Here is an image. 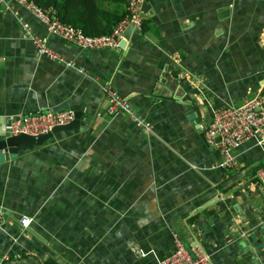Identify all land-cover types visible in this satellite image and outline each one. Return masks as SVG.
Returning <instances> with one entry per match:
<instances>
[{"label": "crops", "instance_id": "1", "mask_svg": "<svg viewBox=\"0 0 264 264\" xmlns=\"http://www.w3.org/2000/svg\"><path fill=\"white\" fill-rule=\"evenodd\" d=\"M140 15L122 47L47 35L65 67L23 36L18 19L46 34L37 17L0 4V138L12 115L80 113L0 160V264H153L175 238L207 264H264V147L243 141L221 169L202 135L212 108L264 93V0H144ZM105 83L142 125L106 112Z\"/></svg>", "mask_w": 264, "mask_h": 264}, {"label": "built area", "instance_id": "2", "mask_svg": "<svg viewBox=\"0 0 264 264\" xmlns=\"http://www.w3.org/2000/svg\"><path fill=\"white\" fill-rule=\"evenodd\" d=\"M43 23L46 34H35L26 21L18 19L23 36L31 43L38 56L71 67L72 62L55 52L47 44V35L56 36L63 41L72 43L81 49L116 48L127 25L140 29L142 17L140 8L144 0H126V14L111 27L106 34L87 35L78 28L59 21L49 10H43L30 0H16ZM4 9H9V0H0ZM107 105V113L121 112L132 122L142 125L131 104L112 89L107 83L100 86ZM74 111H48L10 116L5 134L37 135L49 131L52 127L64 125L73 119ZM204 142L215 148L220 155L217 167L221 169H238V161L233 149L246 140H253L255 145L264 147V93H257L246 98L238 105H224L212 108L210 118L202 127ZM258 182L264 186V168L255 172ZM30 218L20 217L18 222L26 227ZM208 256L199 246L185 248L182 242L174 239L172 252L164 258L157 259L153 264H207ZM39 264H44L39 262Z\"/></svg>", "mask_w": 264, "mask_h": 264}, {"label": "trees", "instance_id": "3", "mask_svg": "<svg viewBox=\"0 0 264 264\" xmlns=\"http://www.w3.org/2000/svg\"><path fill=\"white\" fill-rule=\"evenodd\" d=\"M84 34H106L126 14V0H30ZM123 6V7H122Z\"/></svg>", "mask_w": 264, "mask_h": 264}, {"label": "water", "instance_id": "4", "mask_svg": "<svg viewBox=\"0 0 264 264\" xmlns=\"http://www.w3.org/2000/svg\"><path fill=\"white\" fill-rule=\"evenodd\" d=\"M131 30V25H127L123 29L122 38L119 40L118 44L119 47H122L123 43L128 39ZM74 110V116L70 122L64 125L54 126L45 133L37 135H26L20 133L0 138V160L6 159L11 154H15L18 147L23 151L34 150L36 147H40L44 141L50 139L58 131L77 129L80 120V113L78 111V107H75Z\"/></svg>", "mask_w": 264, "mask_h": 264}]
</instances>
